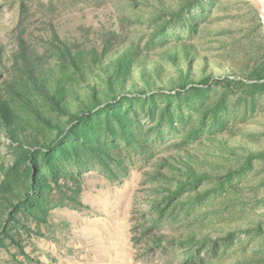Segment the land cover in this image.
I'll return each mask as SVG.
<instances>
[{
  "label": "rangeland",
  "instance_id": "374dc122",
  "mask_svg": "<svg viewBox=\"0 0 264 264\" xmlns=\"http://www.w3.org/2000/svg\"><path fill=\"white\" fill-rule=\"evenodd\" d=\"M0 264H264V0H0Z\"/></svg>",
  "mask_w": 264,
  "mask_h": 264
},
{
  "label": "trees",
  "instance_id": "16d2710c",
  "mask_svg": "<svg viewBox=\"0 0 264 264\" xmlns=\"http://www.w3.org/2000/svg\"><path fill=\"white\" fill-rule=\"evenodd\" d=\"M213 81H214V82H219L220 80H217V79H216V80H213Z\"/></svg>",
  "mask_w": 264,
  "mask_h": 264
}]
</instances>
